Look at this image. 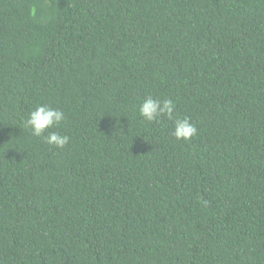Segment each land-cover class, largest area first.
Returning <instances> with one entry per match:
<instances>
[{
  "label": "trees",
  "instance_id": "1",
  "mask_svg": "<svg viewBox=\"0 0 264 264\" xmlns=\"http://www.w3.org/2000/svg\"><path fill=\"white\" fill-rule=\"evenodd\" d=\"M0 264H264V0H0Z\"/></svg>",
  "mask_w": 264,
  "mask_h": 264
},
{
  "label": "clouds",
  "instance_id": "2",
  "mask_svg": "<svg viewBox=\"0 0 264 264\" xmlns=\"http://www.w3.org/2000/svg\"><path fill=\"white\" fill-rule=\"evenodd\" d=\"M176 105L171 99L154 98L146 96L138 106L139 116L146 122H159L167 117L173 121L171 135L178 141H190L198 134L196 124L188 117L174 115ZM66 121L64 112L49 105H38L23 121L24 128L34 137L42 138L43 142L58 149L65 148L70 143V137L59 131H53Z\"/></svg>",
  "mask_w": 264,
  "mask_h": 264
}]
</instances>
